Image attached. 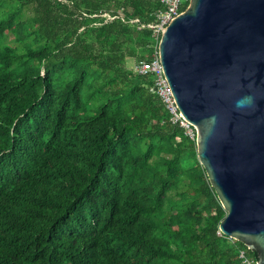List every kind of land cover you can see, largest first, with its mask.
Instances as JSON below:
<instances>
[{"label": "trees", "instance_id": "obj_1", "mask_svg": "<svg viewBox=\"0 0 264 264\" xmlns=\"http://www.w3.org/2000/svg\"><path fill=\"white\" fill-rule=\"evenodd\" d=\"M161 7L0 0V264H256L219 230L195 137L126 64L151 59Z\"/></svg>", "mask_w": 264, "mask_h": 264}, {"label": "water", "instance_id": "obj_2", "mask_svg": "<svg viewBox=\"0 0 264 264\" xmlns=\"http://www.w3.org/2000/svg\"><path fill=\"white\" fill-rule=\"evenodd\" d=\"M157 49L226 212L219 230L264 264V0H189Z\"/></svg>", "mask_w": 264, "mask_h": 264}, {"label": "built area", "instance_id": "obj_3", "mask_svg": "<svg viewBox=\"0 0 264 264\" xmlns=\"http://www.w3.org/2000/svg\"><path fill=\"white\" fill-rule=\"evenodd\" d=\"M158 1L161 3L162 7L155 10L154 20L140 25V27L145 26L152 30V35L157 39V45L165 26L180 12L183 11V3L181 0ZM101 15L105 17V20H112L114 19V17H116L108 12H103ZM119 16L122 17L123 15L120 13ZM130 21L138 22V18H132ZM133 70L139 74L152 73L154 75V90L160 96L163 103L165 104V107L169 111L171 115L170 119L172 120V122L177 123L179 126L183 127L187 135H189L191 138H194L195 131L192 124L180 114L168 91L165 75L158 56V49L154 51L150 60H141L135 63ZM241 256H243L242 252ZM244 262L246 264H251V262L246 259L244 260Z\"/></svg>", "mask_w": 264, "mask_h": 264}, {"label": "rangeland", "instance_id": "obj_4", "mask_svg": "<svg viewBox=\"0 0 264 264\" xmlns=\"http://www.w3.org/2000/svg\"><path fill=\"white\" fill-rule=\"evenodd\" d=\"M181 1H182V3H185L187 0H181ZM126 64L128 67L133 68L135 65V61L133 59L129 58L126 60Z\"/></svg>", "mask_w": 264, "mask_h": 264}]
</instances>
